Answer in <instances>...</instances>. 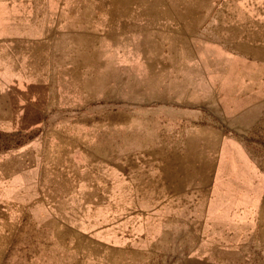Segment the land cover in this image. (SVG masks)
<instances>
[{"label": "rangeland", "instance_id": "obj_1", "mask_svg": "<svg viewBox=\"0 0 264 264\" xmlns=\"http://www.w3.org/2000/svg\"><path fill=\"white\" fill-rule=\"evenodd\" d=\"M51 2L10 16L0 264H264V0Z\"/></svg>", "mask_w": 264, "mask_h": 264}, {"label": "crops", "instance_id": "obj_2", "mask_svg": "<svg viewBox=\"0 0 264 264\" xmlns=\"http://www.w3.org/2000/svg\"><path fill=\"white\" fill-rule=\"evenodd\" d=\"M35 1L36 0H34L31 3H28L27 0H0V130H3L4 127L9 126V102H10L9 79L10 78H9L8 48L10 41V34H9L10 25H13V23H10V16L19 17V16H28L29 14L38 15V16L41 14L62 15L60 11H57L58 8L56 9L55 3L51 2V0H44L43 2H41V4ZM31 81L35 83L32 86L33 88L32 91L24 90V92L21 93L12 90V94L14 93L17 96L18 104L22 105L18 108V111H23V112L27 111L30 114L32 113L36 114V118H34L35 121L26 125L22 123L24 120L22 119L24 115L20 116V121H19L20 127L37 125L41 120L40 113L42 112V109L46 105L45 102L44 104L36 103L37 99L40 96L39 91H41V89L44 88L42 83L35 79L33 80L31 79ZM45 96H47L46 93ZM244 171L243 170L241 171V175L243 174ZM223 184L226 186V183ZM221 190L224 191V195H223L224 203H234V200L226 199V196H228L227 188L222 187ZM210 203H212V205L215 207L216 204L220 202H217V200L214 201L211 200ZM191 260H192L191 264H223V263H212L210 262V260L207 261L206 259L202 260L200 257H193ZM224 264H228V263H224Z\"/></svg>", "mask_w": 264, "mask_h": 264}, {"label": "bare ground", "instance_id": "obj_3", "mask_svg": "<svg viewBox=\"0 0 264 264\" xmlns=\"http://www.w3.org/2000/svg\"><path fill=\"white\" fill-rule=\"evenodd\" d=\"M210 54V56H209ZM200 55L202 56V59L204 60V64L208 67H210L211 69H214L216 71H219L221 69H225L228 72L231 71L234 67V61L226 58L224 55H218V53H216L215 51H211L210 49L206 48V47H202V49H200ZM214 56V57H213ZM211 57H213L211 59ZM226 61L228 63H230V65L228 66H224V67H216L214 66V64L217 62H222V61ZM233 63V64H232ZM229 75V74H227Z\"/></svg>", "mask_w": 264, "mask_h": 264}]
</instances>
